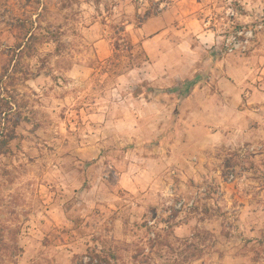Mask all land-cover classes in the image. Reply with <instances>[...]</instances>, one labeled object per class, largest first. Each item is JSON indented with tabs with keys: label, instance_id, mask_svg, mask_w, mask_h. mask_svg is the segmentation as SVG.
Listing matches in <instances>:
<instances>
[{
	"label": "rangeland",
	"instance_id": "374dc122",
	"mask_svg": "<svg viewBox=\"0 0 264 264\" xmlns=\"http://www.w3.org/2000/svg\"><path fill=\"white\" fill-rule=\"evenodd\" d=\"M171 1L0 0V76L10 70L0 99L15 136L0 157V264H89L95 251L113 252L110 264H264V104L256 117L249 104L264 92V0H204L223 14L217 45L187 61L189 50L170 45L178 60L149 69L129 38L141 46L146 17ZM229 8L238 18L228 26ZM229 36L251 42L229 54ZM209 55L231 64L243 95L232 119L244 127L197 159L140 169L158 138L185 132L180 96L216 91L224 67ZM123 173L143 190L120 191Z\"/></svg>",
	"mask_w": 264,
	"mask_h": 264
},
{
	"label": "crops",
	"instance_id": "0c3cea01",
	"mask_svg": "<svg viewBox=\"0 0 264 264\" xmlns=\"http://www.w3.org/2000/svg\"><path fill=\"white\" fill-rule=\"evenodd\" d=\"M205 6L204 0H172L170 4L163 6L156 17L148 20L146 25L149 29L148 36L142 45L148 55L149 61L147 64L149 69L153 67L158 68V65L161 63L168 64L178 60L175 55L174 58L173 56L170 57L165 51L170 45L179 49L183 48V50H189V52L192 53L189 54V52H187L184 57H182L185 61H187L186 57L190 58V56L187 55L194 56L199 49L214 48L217 45V35L220 34L222 28L220 20H223V14L219 15L220 12H214L215 8H213L214 10L212 9L206 12ZM172 17H178V22H167L168 19H172ZM154 18H156V20H154ZM248 18V16H241L239 21L245 23ZM212 23H214L213 27L210 26ZM139 30L143 32L145 29L142 27L138 29V31ZM171 33H174L178 37V39H176L177 42H174L175 39ZM192 36H196V41L192 39ZM209 56L208 58H210L211 61H215L214 64L218 65L217 67L223 64L224 70L222 72L217 71V73L221 75L220 77H222L218 84V87L221 88L216 87V91H214L208 88V86L202 88L201 86H196L195 89L186 91L184 95L180 96L182 105L177 108L175 107L173 113H175V116L176 111H178V117L175 119L173 116V118L185 125L186 129L184 133L186 135L182 132V134L185 135L184 137H181L182 134L177 135L174 137V143H168L166 145L164 144L165 140L168 139L167 135L158 138L156 142L157 145L154 147V152H150V157L146 162L144 161L146 165L142 166L140 169L143 170L147 167L149 171L151 168H154V171L160 172L162 171L164 163L166 162L167 165H171L168 161H172L174 158L179 159V161L187 160L191 157L193 160L197 159V155H199V152L202 150L211 149L218 143L223 142L225 139L224 134L231 136L232 134L227 132L228 129H232L233 132H239V128L244 127L245 124H239L236 118H234V120L232 119L233 106L234 104L242 103L243 95L242 91L236 87L238 83L234 84L230 80L232 77L229 74L230 71L227 65L231 66V64H228L230 62L227 60V57H221L220 55H216V57L215 55ZM138 70L139 72L142 71V69ZM262 75H264V68L262 69ZM153 79L157 80L160 79V77L157 76ZM164 94L167 93L164 92ZM249 104L256 106V109L252 111L254 113H251L256 117L255 112L260 111L258 106L264 104V92H260V98L252 95ZM153 105L156 106L157 104L154 103ZM230 112L232 115H230ZM244 114L246 113H243L242 110L238 111L240 118H242ZM248 120L250 122L253 121L252 119ZM247 129H249V124ZM158 149H160V151ZM141 159L144 160L143 158ZM189 164L191 165V163ZM148 171L145 172L148 173ZM127 174L128 173H123V180L119 179L118 189L120 191H129L132 194L143 190V187L139 186L138 182H136L138 179ZM129 180V184H126Z\"/></svg>",
	"mask_w": 264,
	"mask_h": 264
},
{
	"label": "trees",
	"instance_id": "16d2710c",
	"mask_svg": "<svg viewBox=\"0 0 264 264\" xmlns=\"http://www.w3.org/2000/svg\"><path fill=\"white\" fill-rule=\"evenodd\" d=\"M151 17H152V15H148L146 17V21H144V23L147 22ZM123 31L126 32V29H124ZM29 32H30V30H28V32L24 36V39H28V42L35 39V36L33 34H31L32 32L31 33H29ZM129 43L132 46V48L139 47L142 50V53L140 54V56L145 55V59H146L145 63L146 62L148 63V61H149L148 55L146 54L142 45L141 46L139 44L137 46L133 45L131 38H129ZM18 47H19V49L18 48L17 49L20 50L21 45H19ZM29 55L32 56L33 53L30 52ZM138 59H141V57H138ZM141 65L142 64H136L133 66V69L141 68ZM9 72H10V70L6 68L4 73H2V75L0 76V82L1 81L3 82L5 79L9 78ZM1 103L2 102L0 99V107L2 108L0 111V157L8 153V151L10 149V144L15 140L14 133L10 132L8 130V128H6V125L3 123V117H2L3 114H6V113L12 111L13 108L9 105L4 106ZM5 130H6V132H5ZM89 255H90V256H88V261H89L88 263L89 264H105V263L110 264V259L116 258V255L113 252L110 254H107V255H103L102 253H98L95 251L94 253H90ZM84 261H85L84 256H78L77 255L74 257V264H85Z\"/></svg>",
	"mask_w": 264,
	"mask_h": 264
},
{
	"label": "built area",
	"instance_id": "2783aa9c",
	"mask_svg": "<svg viewBox=\"0 0 264 264\" xmlns=\"http://www.w3.org/2000/svg\"><path fill=\"white\" fill-rule=\"evenodd\" d=\"M226 16H227V23L228 26L229 25H233L234 22L237 20L238 18V12L234 9V8H229L228 11L226 12ZM244 34V32L240 33V35L242 36ZM246 36H249L250 34L252 35V33H245ZM250 37V36H249ZM251 40L249 38L246 39H238L235 36H229L225 38V48H226V52H228L229 54H233L236 51L242 49L247 50L248 45L250 44Z\"/></svg>",
	"mask_w": 264,
	"mask_h": 264
}]
</instances>
